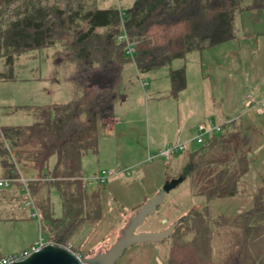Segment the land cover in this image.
Listing matches in <instances>:
<instances>
[{"label":"trees","instance_id":"obj_1","mask_svg":"<svg viewBox=\"0 0 264 264\" xmlns=\"http://www.w3.org/2000/svg\"><path fill=\"white\" fill-rule=\"evenodd\" d=\"M119 1L124 0H0V82L14 81L21 56L52 50L47 79L70 87L67 102L9 108L29 121L0 124V178H28L40 233L74 253L82 227L102 217L105 184L84 186L82 159L97 151L98 120L112 118L113 102L124 96V66L134 62L142 74L169 67L236 38L240 15L264 9V0H133L127 7ZM123 33L135 47L133 57L126 54L128 42L119 41ZM169 78L170 96L176 97L187 85L185 68L170 70ZM251 165L242 129L225 125L181 166L166 164L165 182L189 180L192 195L209 203L243 195ZM20 189L19 182L0 189V201L23 208L27 198ZM53 189L62 201L59 218L52 209ZM253 200L235 218H212L207 204L192 207L168 238L167 264H264V176Z\"/></svg>","mask_w":264,"mask_h":264},{"label":"crops","instance_id":"obj_2","mask_svg":"<svg viewBox=\"0 0 264 264\" xmlns=\"http://www.w3.org/2000/svg\"><path fill=\"white\" fill-rule=\"evenodd\" d=\"M120 2L122 1H119V4ZM192 53H198L195 58L198 59L202 76L208 80L209 84L210 104L206 106L207 114L203 119L204 121L201 120L203 122L200 121V123L194 119L198 116V112L196 113L193 109H189L191 111L187 112L182 111L183 106L181 104L183 102L188 103V101H184L189 89L188 82L185 89L176 97L170 96V70L184 67L186 75H188L186 59L191 57ZM49 54L53 55V51ZM181 61H184L185 64L178 65L176 69L169 66L152 70L146 74L140 73L134 62L124 66L119 86V93L124 96L113 102L112 118L108 121L98 120L97 151L87 153L82 159V172L86 168V161L89 159H95L96 165L101 164V168L91 171L88 177L82 174L84 186L95 189L97 184L86 180L93 175L100 174L103 170L112 171L115 173L114 176L105 183V191L109 193L107 195L116 202H118V195L123 197L125 201L130 199V202H133L138 208L165 184L164 166L166 164L181 166L187 156L202 145L195 140L200 124H208L212 121L213 124L225 126L228 119L238 117L240 122L235 125L242 129L252 156V165L244 177L246 192L240 196L216 199L207 203L204 196L192 195L190 182L186 180L165 198V204L168 202L172 206L171 217L175 222L192 207L205 204H207L208 213L212 218H235L253 207L254 195L262 185V177L264 176V9L245 11L240 15L236 38L202 52H191ZM131 67H134L135 70L133 71ZM160 77H163L168 83L162 87L155 86ZM130 82L135 84L140 82L143 88L153 83L151 90L159 93L156 94L155 101L160 103L162 97L160 91L162 89L165 92L163 99H165L166 105L168 106L172 101L180 107L184 114L181 121H174V118H170V122L164 126V133L160 132L159 136L151 141L153 150H155L154 156H157L160 151L170 145L182 144L185 146L184 150L178 151L171 158L161 157L160 162L153 160L146 165L145 159L141 158L143 151H141L142 148L137 139L143 125L140 124L142 122L138 120L136 111L132 114V106L129 102L128 87ZM51 87L54 88L53 95L65 88L69 92L70 98V87L67 83L51 84ZM141 97L140 101L143 99L142 95ZM4 101L12 102L10 99ZM15 106L14 104L8 105L9 108ZM7 112L10 117L16 116V113L12 114L10 109ZM218 134L209 135L207 140ZM51 163H54V159ZM141 166L143 167L142 171L136 173L141 180L135 182L136 177L133 176V170ZM144 184L148 188L147 191L140 188ZM133 197L134 200H132ZM10 217L12 220H21V215ZM113 221L116 219L114 218ZM168 221L170 218L162 220L163 224ZM212 228L214 229V227ZM38 238L34 237L24 241L20 249L10 250L6 255L27 248ZM169 248L170 244L161 246L160 243L135 245L130 248L124 264H167Z\"/></svg>","mask_w":264,"mask_h":264},{"label":"rangeland","instance_id":"obj_3","mask_svg":"<svg viewBox=\"0 0 264 264\" xmlns=\"http://www.w3.org/2000/svg\"><path fill=\"white\" fill-rule=\"evenodd\" d=\"M132 1L133 0H124L120 2V4L127 7ZM51 51L52 50H40L20 57L16 64L14 81L0 82V113L8 111V105L13 104L22 107L45 106L50 103H64L69 100V92L66 91L65 88L61 89V92L53 95L52 91H54V88L51 87V83L47 79L51 72L52 55L49 54ZM192 54L191 57L189 56L186 59V65L188 64L186 82H188L189 89L185 95L184 101H188V105L184 102L183 104H180L183 106V112L191 111L189 109L195 110L196 113L198 112V116L194 119L195 121L198 120V123H200L201 120L205 119V115L207 114L206 106L210 104V95L208 92L209 84L208 80L202 76L198 59L195 58L198 56V53ZM183 64H185V62L181 60L173 61L171 67L176 69L178 68V65L182 66ZM131 68L133 71L135 70L134 67ZM3 69L4 64L3 61L0 60V71H3ZM157 81L158 82H156L155 86L162 87V85L168 83L163 77L158 78ZM151 87H153V83L148 87L144 86L143 88L140 82L137 84L130 82L128 87L129 102L130 106H132L131 112L134 114L136 111L138 114V120H141L142 123L140 124L143 125V129L141 132L139 131L137 139L142 148L141 151H143L141 158L145 159L146 165L151 163L149 156L154 155L155 153L151 141L158 137L160 132H162V134L164 133V126L170 122V118H174V121H181L184 115L176 103L171 101L168 106L166 105L165 99H163L165 97V92L162 89L160 91V94L162 95L159 101L160 103H157L155 97H157L156 94L159 93L151 90ZM141 95L143 96V99L140 101V98H142ZM5 99H10L12 102H5ZM4 121L9 123L15 121L27 122L29 121V118L27 115L19 113L14 117L6 116L2 118L0 124ZM160 159L162 158L156 157L153 160L160 162ZM52 165L53 164L51 163L50 171L52 170ZM98 168H101V164L96 165L95 159H89V161H86V168L82 174L85 177H88L91 171H96ZM142 169L143 167L141 166L133 170V176L136 177L135 182L141 180L136 173L142 171ZM47 174L48 172L44 173V175ZM89 182L93 184L97 183L96 181ZM140 188L143 191L148 190L145 184L141 185ZM105 190L106 187L100 191L102 204L101 219L95 224L87 222L85 226L82 227L80 234L74 240L73 249L82 259L91 258L99 252L107 251L120 237L127 223L139 208H137L133 202L131 203L130 199L125 201V199L119 195L117 198L120 204L118 202L116 203L111 196L107 195L108 192ZM50 197L54 217L59 218L62 216L63 212L62 201L58 191L53 189ZM132 200H134V197ZM164 204L158 208L157 213L154 216L146 219L145 223L138 228L137 232L161 231L175 222L171 217V204H168V202L165 205ZM122 207L126 211H124ZM22 212L27 213L26 219L23 217H20L21 220L11 219L10 216L23 215ZM114 218L116 221H113ZM165 218H170V221L163 224L162 220ZM39 233L38 220L31 216V211L29 209H25L24 207H20L19 209L18 205L17 207L11 206L9 200L0 201V257L5 256L10 250L20 249L24 241L39 237ZM159 243L161 246H168L171 244L169 239H164ZM129 250L130 249L125 252L124 256L119 259L116 264H124Z\"/></svg>","mask_w":264,"mask_h":264},{"label":"water","instance_id":"obj_4","mask_svg":"<svg viewBox=\"0 0 264 264\" xmlns=\"http://www.w3.org/2000/svg\"><path fill=\"white\" fill-rule=\"evenodd\" d=\"M181 182V178L165 182L155 195L137 209L120 237L105 252H99L91 258L82 259L67 247L48 244L28 258L11 264H116L124 256L125 252L135 245L159 243L164 239H168L178 222H174L161 231L137 232V230L145 223L148 217L157 213L158 208L165 203L167 194Z\"/></svg>","mask_w":264,"mask_h":264},{"label":"built area","instance_id":"obj_5","mask_svg":"<svg viewBox=\"0 0 264 264\" xmlns=\"http://www.w3.org/2000/svg\"><path fill=\"white\" fill-rule=\"evenodd\" d=\"M127 41L128 42V38L127 35L125 33H123L122 35H120L119 37V41ZM126 54L130 57H133L135 54V47L133 44H131L130 42L127 43V48H126ZM1 121V119H0ZM239 118L235 117V118H230L227 120L226 125H231V124H238ZM223 126L221 125H216L213 124L212 121H210L208 124L206 123H202L198 126L197 129V134L195 136V140L199 143V144H204L207 141V137L209 135H213L214 133H220L222 131ZM185 149V146L182 144L179 145H170L168 146L166 149L162 150L159 152V154L157 156L154 155H150L149 156V160L152 161L154 158L156 157H164V158H168L171 155L177 153L178 151H182ZM114 172L112 171H107V170H103L100 172V174H96L91 176L90 178H88L86 181H96V182H100V183H106L107 180L109 178H111L112 176H114ZM43 179L49 180V177H45ZM16 182L21 183V189L20 192L25 193L26 194V201L23 204L24 208H28L31 211V216L33 218H36L38 221H40V216H39V212L35 206L34 200L30 194V190L28 187V182L29 180L23 176H20L17 179L14 178H0V189H11L13 188L14 184ZM48 244H52L50 243L41 233L39 234V238L32 243L31 245H29L27 248L15 252V253H11L9 255L4 256L1 260H0V264H11L13 262H18V261H22L26 258H28L29 256H31L33 253L38 252L39 250H41L44 246L48 245Z\"/></svg>","mask_w":264,"mask_h":264}]
</instances>
